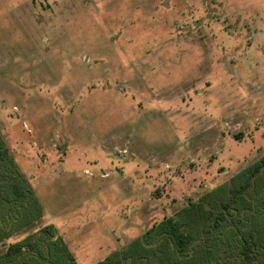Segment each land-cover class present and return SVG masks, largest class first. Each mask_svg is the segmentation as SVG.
Here are the masks:
<instances>
[{"label":"rangeland","instance_id":"obj_1","mask_svg":"<svg viewBox=\"0 0 264 264\" xmlns=\"http://www.w3.org/2000/svg\"><path fill=\"white\" fill-rule=\"evenodd\" d=\"M0 135L42 206L0 252L93 264L203 198L207 264H264V0H0Z\"/></svg>","mask_w":264,"mask_h":264},{"label":"trees","instance_id":"obj_2","mask_svg":"<svg viewBox=\"0 0 264 264\" xmlns=\"http://www.w3.org/2000/svg\"><path fill=\"white\" fill-rule=\"evenodd\" d=\"M257 164L246 166L228 178L222 209L227 211L232 203L244 201L241 193L253 180ZM41 216L42 206L31 184L0 135V243ZM217 220L203 198L188 201L177 213L164 217L141 236L93 264H207L209 236L212 230H219ZM55 234V228L48 225L18 242L8 243L0 252V264H77L68 252L64 260L60 258V252L65 253L66 248L56 243L61 238L54 237ZM202 240L201 245L196 243Z\"/></svg>","mask_w":264,"mask_h":264}]
</instances>
